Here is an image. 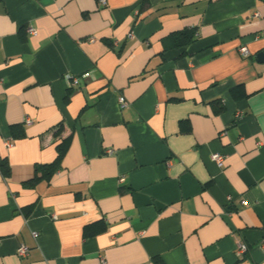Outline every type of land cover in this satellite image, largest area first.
Instances as JSON below:
<instances>
[{"label":"crops","instance_id":"0c3cea01","mask_svg":"<svg viewBox=\"0 0 264 264\" xmlns=\"http://www.w3.org/2000/svg\"><path fill=\"white\" fill-rule=\"evenodd\" d=\"M259 53L264 0H0V264H264Z\"/></svg>","mask_w":264,"mask_h":264},{"label":"trees","instance_id":"16d2710c","mask_svg":"<svg viewBox=\"0 0 264 264\" xmlns=\"http://www.w3.org/2000/svg\"><path fill=\"white\" fill-rule=\"evenodd\" d=\"M167 39L171 41L172 46L181 47L195 40V32L193 30H185V29L180 31H175L171 33V35H169ZM69 142H70L69 136L61 140L56 145L57 155L55 159L50 163L41 164L39 167H37L35 171V175L31 179L25 182L33 183L40 179L49 180L53 176V174L59 169L61 161L69 146ZM38 171H40L39 175L37 174ZM0 172L3 174V176H7L10 172V167L8 165L6 158H0ZM104 227H105L104 224H100V222H94L85 225L83 234L84 236H91L98 232L103 231L105 229Z\"/></svg>","mask_w":264,"mask_h":264},{"label":"built area","instance_id":"2783aa9c","mask_svg":"<svg viewBox=\"0 0 264 264\" xmlns=\"http://www.w3.org/2000/svg\"><path fill=\"white\" fill-rule=\"evenodd\" d=\"M99 5L101 6H104L107 4V0H97ZM255 15H257V13H255ZM27 32L30 33V34H36V30L33 29L32 27H28L27 28ZM129 36H131V34H129ZM90 41L94 40V37H90L89 38ZM239 51L243 54V55H247L248 54V51H247V48L246 46H241L239 48ZM82 76H89V73L88 72H85L83 73ZM67 80L70 82L71 85H76L78 84L79 80H78V77L76 76H70V75H67L66 76ZM118 101H119V105L121 107H124L127 105V102L126 100L124 99L123 96H119L118 97ZM240 113L237 114V116H239ZM26 121L29 122L30 119L26 118ZM5 144L6 146H11V141L10 140H6L5 141ZM107 153H112V150L111 149H108L107 150ZM212 159L218 164V165H221L222 161H223V157L221 154H218V153H214L211 155ZM55 215H53V219H55ZM39 235L38 231H32V236L33 238H37ZM28 251H29V247L25 244H20L17 249H16V253L17 255L20 257V258H23L25 257L27 254H28ZM247 252V245L246 243L242 242V241H239L236 245V248H235V254L238 258L242 257L245 253Z\"/></svg>","mask_w":264,"mask_h":264},{"label":"water","instance_id":"95a60500","mask_svg":"<svg viewBox=\"0 0 264 264\" xmlns=\"http://www.w3.org/2000/svg\"><path fill=\"white\" fill-rule=\"evenodd\" d=\"M258 57L260 58V57H264V53H259L258 54Z\"/></svg>","mask_w":264,"mask_h":264}]
</instances>
